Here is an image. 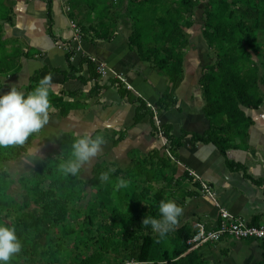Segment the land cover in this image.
<instances>
[{"label": "trees", "instance_id": "trees-1", "mask_svg": "<svg viewBox=\"0 0 264 264\" xmlns=\"http://www.w3.org/2000/svg\"><path fill=\"white\" fill-rule=\"evenodd\" d=\"M69 1L73 8L87 4L84 37L89 33L91 38L110 40L122 26L131 30L130 49L171 83L156 103L157 112L176 104L187 30L198 4L205 1L202 37L213 60L200 84L210 123L192 141L213 143L221 154L234 146L235 138L245 142L251 124L245 109H257L263 102L264 0ZM47 4L50 10L49 0ZM11 5V0H0L1 75L19 70L24 55L19 49L9 52L3 39V25L12 20ZM88 64L90 78H95L93 64ZM36 80L31 77L23 94L11 98L19 104L0 106V264H207L201 246L187 251L193 231L187 224L172 227L175 215L169 211L168 194L158 186L168 159L163 149L173 152L180 145L168 127L164 147L133 158L123 170L96 163L90 178L82 176L80 163L85 157L77 139L66 134L59 155L19 177L28 200L10 192L7 163L25 154L34 141L33 132L24 127L34 125L50 109L63 117L75 107ZM4 100L0 96V105ZM137 108L136 121L143 113L153 118L146 103ZM259 264H264V254Z\"/></svg>", "mask_w": 264, "mask_h": 264}, {"label": "crops", "instance_id": "crops-1", "mask_svg": "<svg viewBox=\"0 0 264 264\" xmlns=\"http://www.w3.org/2000/svg\"><path fill=\"white\" fill-rule=\"evenodd\" d=\"M11 1L12 20L3 25V39L9 52L19 49L24 55L19 70L0 74V96L5 97L0 106L19 104L11 98L23 94L31 77H36L43 88L75 104L63 117L50 109L34 125L24 127L33 132L34 141L25 154L7 163L11 193L20 194L19 200H28L20 190L19 177L48 157L59 155L66 134L77 139L85 157L80 163L84 178L91 177L96 163L104 164L109 170H123L131 165L133 158L147 157L153 150L164 147L166 142L158 135L153 118L143 113L136 121V112L140 102L156 106L171 83L164 73L142 62L130 49L128 27H120L110 40L91 38L89 33L84 37L81 28L87 22L82 19L87 4L73 8L69 0H49L48 10V0ZM70 20L80 30L79 41L72 39ZM193 26L194 23L187 30L189 42L183 53V78L174 91L176 104L157 112L163 130L168 127L173 138H180V145L173 152L163 149L164 159L169 160L158 183L166 190L169 211L175 215L172 227L187 224L193 231V224L202 222L207 229L214 228L219 221V206L249 224H262L264 85L260 88L262 104L257 109H245L251 124L243 144L235 138L234 146L221 154L213 143L193 142L194 134H203L209 128L200 82L213 60L202 31L199 30V38L191 30ZM60 44H72L74 50L67 52ZM71 55L75 62L70 61ZM89 55L104 61L111 72L122 74L131 86V96L124 94L115 82L95 83L85 62ZM229 163L240 168L233 170ZM189 171L195 174V179L188 175ZM201 183L213 196L203 191ZM200 251L207 264H259L264 245L258 240L224 237L214 244L202 245Z\"/></svg>", "mask_w": 264, "mask_h": 264}, {"label": "built area", "instance_id": "built-area-1", "mask_svg": "<svg viewBox=\"0 0 264 264\" xmlns=\"http://www.w3.org/2000/svg\"><path fill=\"white\" fill-rule=\"evenodd\" d=\"M70 26L73 29L72 39L79 41L81 38L80 30L74 21L70 20ZM64 46L65 51L72 52V44H60ZM70 61L75 62L74 55L70 56ZM86 64L92 63L94 69L97 73L95 78H92L93 81L97 84L115 82L116 86H124L127 91H131V86L128 83L127 79L122 76V74L114 73L110 71V68L107 64L96 56L89 55L85 57ZM147 107L153 110V120L157 126V133L160 138L166 142L164 137V130L160 124V119L157 113L155 106L151 104H146ZM189 176H193L195 179V174L192 171L188 172ZM203 191L210 196H213V193L210 189L203 183H201ZM219 208V221L214 228L207 229L202 222H196L193 224V233L192 236L187 240L189 246L187 251L196 249L207 243L214 244L217 241L221 240L224 237H229L236 240H258L264 241V223L254 225L249 224L246 220L232 216L224 208Z\"/></svg>", "mask_w": 264, "mask_h": 264}, {"label": "rangeland", "instance_id": "rangeland-1", "mask_svg": "<svg viewBox=\"0 0 264 264\" xmlns=\"http://www.w3.org/2000/svg\"><path fill=\"white\" fill-rule=\"evenodd\" d=\"M205 4H206L205 1H201L200 4H198V6L196 8V11H195V15L193 17L194 26H193V28L191 30L193 31V33L194 32H197L196 34H198L199 38H200V32H199V30L202 31V28H203L202 16H203V9L205 7ZM18 195L20 196V194H15V196H17V197H18ZM71 240H72V237L67 238L68 243Z\"/></svg>", "mask_w": 264, "mask_h": 264}]
</instances>
